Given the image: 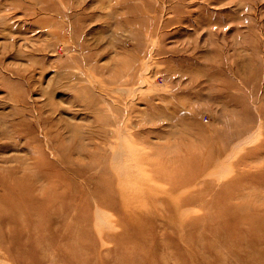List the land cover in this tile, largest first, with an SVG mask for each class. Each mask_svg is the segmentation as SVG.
Wrapping results in <instances>:
<instances>
[{
  "label": "rangeland",
  "instance_id": "rangeland-1",
  "mask_svg": "<svg viewBox=\"0 0 264 264\" xmlns=\"http://www.w3.org/2000/svg\"><path fill=\"white\" fill-rule=\"evenodd\" d=\"M262 217L264 0H0V264H264Z\"/></svg>",
  "mask_w": 264,
  "mask_h": 264
},
{
  "label": "bare ground",
  "instance_id": "bare-ground-1",
  "mask_svg": "<svg viewBox=\"0 0 264 264\" xmlns=\"http://www.w3.org/2000/svg\"><path fill=\"white\" fill-rule=\"evenodd\" d=\"M262 218H264V217H262ZM258 220H260V218H259ZM262 220H263V219H262ZM250 222H251V221H250ZM250 222H249V223H250ZM259 222H260V225H261V226H264V221H262V222L259 221ZM254 223H255V222H254ZM254 223H253V224H254ZM251 225H252V224H251ZM255 225H256V224H255ZM255 225H254V226H255ZM261 226H259V227H261ZM252 228H253V227H251V229H252ZM256 228L258 229L257 226H256ZM249 229H250V228H249ZM252 230H253V229H252ZM258 230H259V229H258ZM260 230H261V229H260ZM260 230H259V231H260Z\"/></svg>",
  "mask_w": 264,
  "mask_h": 264
}]
</instances>
